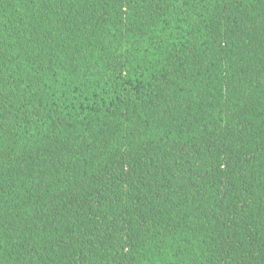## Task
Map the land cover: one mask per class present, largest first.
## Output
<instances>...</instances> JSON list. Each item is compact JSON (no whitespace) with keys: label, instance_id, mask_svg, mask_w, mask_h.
Masks as SVG:
<instances>
[{"label":"trees","instance_id":"16d2710c","mask_svg":"<svg viewBox=\"0 0 264 264\" xmlns=\"http://www.w3.org/2000/svg\"><path fill=\"white\" fill-rule=\"evenodd\" d=\"M0 264H264V0H0Z\"/></svg>","mask_w":264,"mask_h":264}]
</instances>
